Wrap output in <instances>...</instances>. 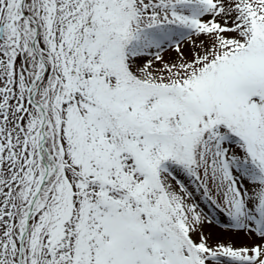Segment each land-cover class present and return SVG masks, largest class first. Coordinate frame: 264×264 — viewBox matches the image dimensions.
I'll list each match as a JSON object with an SVG mask.
<instances>
[{
  "label": "snow or ice",
  "instance_id": "1",
  "mask_svg": "<svg viewBox=\"0 0 264 264\" xmlns=\"http://www.w3.org/2000/svg\"><path fill=\"white\" fill-rule=\"evenodd\" d=\"M0 264H264V0H0Z\"/></svg>",
  "mask_w": 264,
  "mask_h": 264
},
{
  "label": "rangeland",
  "instance_id": "2",
  "mask_svg": "<svg viewBox=\"0 0 264 264\" xmlns=\"http://www.w3.org/2000/svg\"><path fill=\"white\" fill-rule=\"evenodd\" d=\"M184 47L186 49L187 45H185ZM176 55L177 54L172 50L166 51L164 53L165 59H174ZM201 207L204 208L206 212H210L212 217L216 221L211 225H205V232L206 234H210L212 236L213 243L220 241L224 243H230L235 247H242L250 246L253 243L259 242L258 238L250 237L243 233L227 231L224 227L223 218L219 214H217L212 206L210 204H207V202H204Z\"/></svg>",
  "mask_w": 264,
  "mask_h": 264
}]
</instances>
